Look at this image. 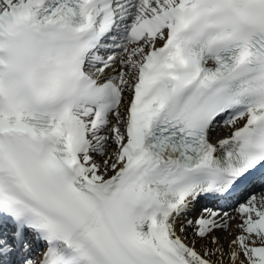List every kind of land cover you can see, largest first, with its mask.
I'll return each mask as SVG.
<instances>
[{
  "label": "snow or ice",
  "instance_id": "snow-or-ice-1",
  "mask_svg": "<svg viewBox=\"0 0 264 264\" xmlns=\"http://www.w3.org/2000/svg\"><path fill=\"white\" fill-rule=\"evenodd\" d=\"M0 264H264V0H0Z\"/></svg>",
  "mask_w": 264,
  "mask_h": 264
}]
</instances>
